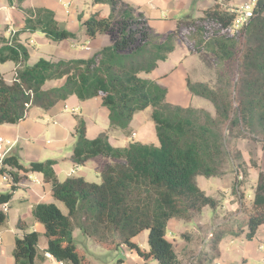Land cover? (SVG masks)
Segmentation results:
<instances>
[{
    "label": "trees",
    "instance_id": "1",
    "mask_svg": "<svg viewBox=\"0 0 264 264\" xmlns=\"http://www.w3.org/2000/svg\"><path fill=\"white\" fill-rule=\"evenodd\" d=\"M6 1L9 6L20 7L25 0ZM92 2L107 5L109 13L106 17L94 13L83 21L84 33L88 39L108 34L112 36L111 45L87 60L57 64L40 59L29 66V52L19 35L40 32L55 43L72 40L75 35L61 30L48 9L22 10L23 29L0 41V64L18 66L10 83L0 73V125H16L31 109L46 113L73 96L80 101L100 97L108 113V132L89 140L80 120L70 161L76 167L96 157L112 162L103 167L98 184L81 177L60 182L54 161L23 166L17 157L9 155L2 162L0 174L10 179L12 190L24 175L34 172L41 173L51 185L53 198L63 205L66 214L51 203L36 205L32 216L44 228V252L55 260L84 264L72 244V230L77 228L97 244L127 246L142 259L141 264H150L149 257L156 264H178L177 253L167 238L169 221H191L205 207L215 211L216 200L206 196L194 179L220 178L223 164L233 162L223 149L220 127L225 123L229 131L234 127L251 133L255 130L264 144V0L256 1L252 18L239 30L234 28V11L213 3L199 17L178 21L165 38L154 33L148 19L123 0ZM176 42L190 54L209 57L215 66L212 85L187 82L193 97L207 100L214 107V117L202 112L203 123L192 117L195 110L167 103L166 88L141 77L166 61ZM236 96L238 104L234 107ZM149 107L158 145L135 142L123 148L112 146L109 134L128 136L134 115ZM241 136L239 133L234 138ZM257 180L252 212L244 225L249 241L264 225L261 172ZM11 196L0 194V205ZM6 222L7 215L0 210V227ZM16 228L23 230V223L18 221ZM144 230H148L147 254L131 241ZM220 238L215 236L214 241ZM38 239L35 231L16 237L13 264H35Z\"/></svg>",
    "mask_w": 264,
    "mask_h": 264
},
{
    "label": "crops",
    "instance_id": "2",
    "mask_svg": "<svg viewBox=\"0 0 264 264\" xmlns=\"http://www.w3.org/2000/svg\"><path fill=\"white\" fill-rule=\"evenodd\" d=\"M123 1L129 3L141 12L148 19L152 31L162 36V38H165L176 29L178 21L183 20L186 17H199L204 9L213 4L204 0ZM247 1L248 0H222L221 6L226 10H236ZM36 8H45L52 11L55 15L58 27L61 30H66L74 35L81 32L84 33L82 22L87 20L94 13H99L100 16L103 17H106L109 13V7L107 5L93 4L92 0H25L20 7L16 5L8 6L6 0H0V25L5 26L6 28V34H3L2 36L8 38L11 36L9 34L10 32L12 35L20 32L24 27L25 17L22 10ZM37 35H40L41 38L37 39ZM19 40L29 52V66H33L40 59L51 62H58L59 60L63 62L79 59L87 60L93 56V54L100 52L104 47L111 45V43L102 35H98L95 39H88L86 37V44H82V49L79 51H75L73 48L74 45H72V43L75 44V40L73 39L55 43L47 39L40 32L33 34L21 33L19 35ZM109 40L111 41L110 36ZM68 41H70L69 46L71 47V50H68V48L66 49L64 46V42ZM178 44L180 43H177L175 46H178ZM84 47L88 49L85 51L83 50ZM45 48L52 50L54 54L56 53V50L60 48L63 56L61 57L62 59L52 58L50 54L45 51ZM186 50H182V54L180 55L181 59L185 58ZM89 51L93 52L91 56L85 53ZM208 60L211 73L209 76H205V79L203 78V83L212 85L215 76V66L210 58H208ZM161 64H163V62L159 64L156 70L148 74V77L144 79L154 81L166 88L167 103L179 107L190 106V103L194 98L187 87V82L190 80V77L184 72L182 67L178 66L173 67L168 73H161L159 71ZM17 69L18 66L11 62L0 64V73L4 75V79L7 83L11 82L15 70ZM195 74H197V71H195ZM138 113L134 115L129 125L130 134L126 137H138V133L135 132V127H139L141 124L137 116ZM78 119L84 121L86 138L89 140L96 138L101 133L108 132V113L106 108L102 106L101 98L96 97L87 101H80L73 96L65 102L58 103L46 113L37 108L31 109L28 112L27 118L16 125H0V137L9 141L12 145L10 152L7 155L17 157L20 164L23 166H28L30 163L55 161L53 169L58 181L63 182L67 178L81 177L89 182L88 178L93 174L95 178L99 177L98 184L101 181L100 174L103 167L112 162L110 159H108L109 162H96L95 164H92V168H85V166L90 165L91 161L95 160V158L88 160L84 164L85 166L76 167L70 161L71 154L68 158L73 166L71 165L70 168L66 169L61 168L60 161H58L60 159L59 152H61L62 148H66L65 152H70V150L73 151L77 140L76 127L78 125ZM121 136L124 137L125 135L119 132L110 133V144H113L112 140L116 142ZM260 137V133L257 132L256 135H242L236 139L235 147L238 152L237 156L240 158L242 164L247 167V179L251 178L250 174L252 172H255L257 176L258 173L261 172L264 177V144L261 143ZM114 147L123 148L120 146ZM251 162L254 164L253 167H251ZM67 166L69 167V165ZM242 167L244 166L242 165ZM63 173L65 174V177H61ZM228 175L229 172L226 176ZM232 180L234 181V179ZM226 183L227 186L225 187L229 189L231 183ZM239 184L241 183L237 182V185ZM12 186L13 183L10 180L7 179V181L3 182L0 177V194L11 193L12 195L10 200L6 203L5 213L7 215V222L3 227H0V264H13L15 238L21 236L23 232L31 231H35L39 235L37 246L38 252L35 264H51V262L44 256V249L47 244L46 238L44 237V228L33 218L32 209L39 204L51 203L55 204L60 209L56 204L60 202L53 198L51 185L44 181L41 173H28L15 185L16 187L14 190H12ZM254 189L250 192V195L251 193L252 195L250 196L248 193L246 194V197H254ZM0 210H2L1 205ZM64 214H66V210ZM18 221L23 223L24 231L16 228ZM180 222L183 221L170 220L167 230L171 233V230H175V227ZM244 228L242 230L243 233L245 232ZM182 235L185 239H188L185 234ZM224 236L225 234L223 236L221 235V238ZM241 243L242 246H240L241 250L239 252L241 264H264V225H261L258 228L252 240L249 241L244 238ZM213 246H215L213 249L215 251L213 257L219 256V241H216ZM141 262L138 264H141ZM227 264H234V262H227Z\"/></svg>",
    "mask_w": 264,
    "mask_h": 264
},
{
    "label": "rangeland",
    "instance_id": "3",
    "mask_svg": "<svg viewBox=\"0 0 264 264\" xmlns=\"http://www.w3.org/2000/svg\"><path fill=\"white\" fill-rule=\"evenodd\" d=\"M3 34H6V28L5 26L0 25V41L2 39H6L5 36H2ZM9 34L11 35L9 37L13 36L11 32ZM102 36H104L107 41L112 43V36L109 35L111 41L109 40L108 34H102ZM36 38H41V36L37 35ZM73 40H75V44L72 43V45H74L73 48L75 51H79L82 49V44H86V37L83 32L75 34ZM177 43L179 42H176L175 45ZM69 45L70 41L64 42L66 49L68 48V50H71ZM83 50L86 51L87 49L84 47ZM182 50H186L183 44L180 43L178 46H175L174 51L168 56L167 60L160 65L159 71L161 73H168L173 67H182L184 72L190 77L189 82L191 84H205L203 83L205 76H209L211 73L210 63L208 60L209 57L198 54H190L186 50L185 58L181 59L180 55L182 54ZM45 51L50 54L52 58L62 59L61 57H63L60 48L56 50L55 54L50 49L45 48ZM85 53L91 56L93 52L89 51ZM94 55L95 54H93V56ZM59 62L62 61L59 60L58 62L52 63L57 64ZM195 71H197V74H195ZM142 77L147 78L148 76L143 75ZM233 78H236L235 75ZM235 102L236 104L234 107L238 104L237 96L235 97ZM182 108H190L195 110L196 113H194L192 117L199 119L202 123L204 122L202 112H206L210 116L214 117L213 105L207 100L201 99L199 97H194L190 103V106ZM151 112L152 109L149 107L138 113L137 116L141 124L139 127H135V132L138 133L137 138L121 136L116 142L112 140V145L125 147L130 143L139 142L157 146L158 142L155 136L154 125L150 118ZM80 120L81 119H78L77 121L79 122ZM234 128L235 129H232V131H229L225 123L220 127L223 149L228 153L229 157L233 159L232 163L226 162L221 167L223 176L220 178H205L202 176H196L194 179L196 186L201 191H203L206 196L216 200L217 208L215 211H213L210 208L205 207L200 213L193 217L191 222H180L175 227V230L170 229L171 233L167 230V238L172 241L174 250L178 254V264H227V262L241 264L239 252L241 250L240 246H242L241 242L245 238V232L243 233L242 230L247 222L249 214L252 212L251 202L253 200V197L248 198L246 197V194L249 193L250 195L252 189L256 187L258 176L255 174V172H252L250 174L251 178L247 179V167L242 164L240 158L237 156L238 152L236 151L235 147L237 138L234 137H236L239 133L241 135L247 136L248 134L256 135L257 132L253 130L254 133H251L248 130L241 131V128ZM65 149L66 148H62L61 152H59L60 159L58 160L60 161V166H62L61 168L64 169L70 168L72 165L68 158L72 154V150H70V152H65ZM101 161L109 162L108 159L97 157L95 160L91 161L90 165L84 166L85 168H92V164ZM250 164L251 167H253V162ZM67 165H69V167ZM242 165L244 167H242ZM228 172L229 175L226 176ZM61 177H65V174L63 173ZM88 179L89 183L99 182V177L95 178L93 174H91L90 178ZM232 179H234V181ZM226 182L231 183V187H228L229 189L225 187L227 186ZM237 182H240L241 184L237 185ZM56 204L60 207L62 212L65 213V209L63 208L62 204ZM182 234H185L188 239H185ZM224 234L225 236L219 240V256L213 257L215 254V251L213 250L215 247L213 246L215 245L214 238L215 236H223ZM71 235L73 247L78 255L84 258V264H138L142 261V259L138 257L134 250L129 249L125 245L114 248L115 246H103L101 244H97L92 238L84 235L81 230L77 228L72 230ZM147 236L148 230H144L131 240L144 254L148 253ZM147 262L150 264H156V262L151 257L147 259Z\"/></svg>",
    "mask_w": 264,
    "mask_h": 264
},
{
    "label": "built area",
    "instance_id": "4",
    "mask_svg": "<svg viewBox=\"0 0 264 264\" xmlns=\"http://www.w3.org/2000/svg\"><path fill=\"white\" fill-rule=\"evenodd\" d=\"M206 2H211V3H222V0H204ZM257 0H248L244 5L239 7L236 10H233L235 13V20H234V28L236 30L241 29L245 24H247L250 19L253 16V8L256 5ZM88 49V48H86ZM11 143L4 138L0 137V164L2 165V162L4 158L7 156V154L10 152L11 149ZM9 179L6 175H1V180L7 181ZM1 209L3 212L6 211V204L1 205ZM45 258L51 262V264H63L60 261H57L54 259V257L49 254L45 253L44 254Z\"/></svg>",
    "mask_w": 264,
    "mask_h": 264
},
{
    "label": "clouds",
    "instance_id": "5",
    "mask_svg": "<svg viewBox=\"0 0 264 264\" xmlns=\"http://www.w3.org/2000/svg\"><path fill=\"white\" fill-rule=\"evenodd\" d=\"M0 166H1V164H0ZM3 175V174H2ZM5 175V174H4ZM8 180H10V179H8Z\"/></svg>",
    "mask_w": 264,
    "mask_h": 264
}]
</instances>
